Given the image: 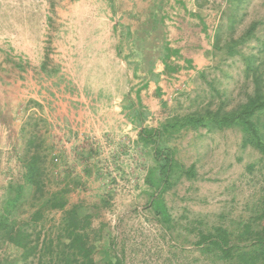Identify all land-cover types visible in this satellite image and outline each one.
I'll return each mask as SVG.
<instances>
[{"label":"rangeland","instance_id":"obj_1","mask_svg":"<svg viewBox=\"0 0 264 264\" xmlns=\"http://www.w3.org/2000/svg\"><path fill=\"white\" fill-rule=\"evenodd\" d=\"M184 1L196 12L184 14L192 22L177 30L168 22L183 18L182 0H162L161 22L153 24L143 11L125 19L131 6L153 0H0V200L20 176L25 132L32 151L49 157L45 192L67 189L68 207L91 217L97 264H221L195 245L199 231L237 233L264 199V160L238 130L162 137L158 148L196 175L173 176L168 188L153 176L156 144L140 132L208 105L242 102L251 92L244 59L229 56L228 45L253 24V38L236 50L264 56V0ZM172 32L188 37L190 53L199 50L202 59L189 73L167 74L165 91L148 95ZM156 199L170 224L152 207ZM30 211L26 202L21 219ZM62 213L46 215L45 233L56 231ZM19 255L5 246L0 262Z\"/></svg>","mask_w":264,"mask_h":264},{"label":"trees","instance_id":"obj_2","mask_svg":"<svg viewBox=\"0 0 264 264\" xmlns=\"http://www.w3.org/2000/svg\"><path fill=\"white\" fill-rule=\"evenodd\" d=\"M157 21L160 23L161 19L157 18ZM255 28L256 24H253L240 41H232L233 45H228L229 56L240 55L244 59V76L251 92L242 102L232 107L226 104L208 105L171 118L159 129H143L140 132L141 141L156 144L153 176L160 187L168 188L173 176L178 174L188 178L196 175L194 167L186 169L175 160L171 150H160L157 146L162 137L184 130H238L243 135V145L254 148L264 160V56L251 54L246 57L236 50L237 45L253 38ZM147 33L150 34V31ZM218 48L216 42L213 49ZM163 51L166 57L170 52L167 45H164ZM31 136L33 138V134ZM23 137L26 140L25 150L17 155L21 164L20 176L8 183L6 195L0 200V249L11 246L20 251V255L14 260L4 259L0 264H97L87 232L91 217L83 215L78 206L68 207L67 189L45 192L49 157L33 152V141H27L25 132ZM26 202L31 211L21 219V210ZM153 204L164 222L170 224L171 217L162 200L156 199ZM54 211L63 212L60 223L56 231L45 233L41 223L47 214ZM253 213L248 221L241 222L237 233L225 227L199 231L195 245L204 255L221 264H264V199L255 206ZM117 264H122L119 259Z\"/></svg>","mask_w":264,"mask_h":264},{"label":"crops","instance_id":"obj_3","mask_svg":"<svg viewBox=\"0 0 264 264\" xmlns=\"http://www.w3.org/2000/svg\"><path fill=\"white\" fill-rule=\"evenodd\" d=\"M157 0H153V4L150 6H146V7H142L140 10L135 9L134 6H131L130 9H127V15L128 17H126L125 19H133L135 20V18L132 16V14H134V11L138 12V14L141 13V11H143L144 14V19L145 21L149 22L150 24H153V22L157 19L156 17L158 16V11L160 12V8L159 4L160 2H156ZM184 0H182V2L178 3L179 5H181L183 7V9H181V12L183 13L181 16L183 17L184 14H192L195 13L196 11L193 10L192 13L190 11V9H188L186 7V11L184 9ZM157 3L158 5L156 6ZM132 5V4H131ZM186 5V4H185ZM139 9V6H136ZM161 13H163V11H161ZM138 18V16L136 17ZM125 19L122 20L123 23V27H126L127 29L130 28L131 31L132 30V26L130 25V22H125ZM173 19V18H172ZM167 21V20H166ZM192 22L191 19L189 17H183L180 20H177V22H173L170 21L168 22L169 24L172 25H176V27H172V29H177V30H183V25L187 24V26H189ZM167 23V24H168ZM166 24V23H165ZM168 24V25H169ZM148 28L151 29L150 26H148ZM171 29V28H169ZM129 30V29H128ZM175 30V31H177ZM175 35V37H171V39H169V42L171 41V43L169 45H167V43H165L164 45H167L170 52L168 53V55L165 57V52L163 51V55L162 57H160L159 62L161 63V65L157 64L156 68L154 70H152V78L154 79V81H156V85H153V81L148 82V89L145 91V93L148 92V95L153 93V89H156L157 91L163 92L165 91L164 87V78H166L167 74H171V73H189L191 72V70H189V68H191L190 66H195L196 64H198V62L200 63V59H202V55L200 53L199 50H197L196 54L190 53V50L187 48V42H189L188 37H183V36H179L176 33L172 32V36ZM138 47L137 52L142 53L143 49H141L140 47H142V44H137L136 45ZM164 48V47H163ZM160 50V49H159ZM206 51V49L203 50V53ZM207 52V51H206ZM200 67L196 68L194 67L193 69H199ZM192 69V68H191ZM172 71V72H169Z\"/></svg>","mask_w":264,"mask_h":264}]
</instances>
